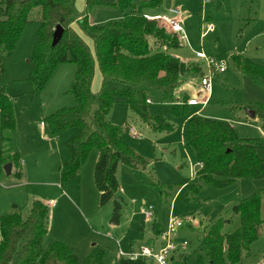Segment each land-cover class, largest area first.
Wrapping results in <instances>:
<instances>
[{
  "label": "rangeland",
  "instance_id": "1",
  "mask_svg": "<svg viewBox=\"0 0 264 264\" xmlns=\"http://www.w3.org/2000/svg\"><path fill=\"white\" fill-rule=\"evenodd\" d=\"M75 6L83 15L85 0H76ZM174 9L180 11L183 40L180 39L181 47L170 50L169 55L200 67L204 73V64L195 59L196 53H202L206 59L223 64L225 71L218 73L211 68V92L206 103L196 107L189 108L187 103L195 100L193 97L202 101L205 94L200 89V76L193 73L180 78L174 88L148 92L149 114L164 117L172 127L170 132L152 129L130 111L121 98L115 99L106 120L112 125L133 128L139 136L132 137L125 132L122 140L150 162L145 169L135 170L118 165L116 178L122 210L116 226L110 224L113 203L101 207L93 183L96 149L90 152L74 178L63 182L59 175V168L67 158L63 144L75 130L51 135L45 118L57 110L75 106L69 89L76 66L71 63L58 66L41 93L32 92L29 77L32 52L38 40L39 9L30 13L13 53L5 55V72L0 85L11 100L16 127L8 142L0 141V146L4 151L18 152L22 165L21 175L16 177L15 172L6 176L0 164V218L13 213L25 218L33 201L47 203L52 200L54 205L47 206L48 232L42 241L43 251L59 240L74 252L79 262L92 249H97L102 253L103 264H117L120 253L125 255L130 246L138 252L150 245L151 237L155 238L153 226L163 233L169 218L175 216L183 226L170 235L169 240L177 247L187 244L182 251L186 264H207L201 251L203 237L219 219L228 220L223 225V235L238 228L239 216L229 212L234 204L261 193L260 217L264 220V170L257 178L236 180L227 188L216 189L202 184L196 195L188 192V185L199 183L198 166L184 146L183 129L187 119L197 113L202 118L230 123L240 138L264 140L261 118L264 85L232 64V56L238 55L264 66V0H161L157 7L144 9L142 13L169 16ZM122 17L119 9L103 8L92 10L88 16L96 25L119 21ZM208 27L211 30H207ZM70 28L90 54L94 64L91 91L99 93L102 76L93 41L77 23ZM108 88L117 91L118 86L111 84ZM173 104L180 108L184 105L187 114L173 116ZM245 110L253 111L254 118L248 117ZM257 152L264 162V142L258 145ZM61 191L77 207L67 202L60 195ZM142 201L153 208L151 218L141 214ZM240 264H264V225L257 240L243 252Z\"/></svg>",
  "mask_w": 264,
  "mask_h": 264
},
{
  "label": "trees",
  "instance_id": "2",
  "mask_svg": "<svg viewBox=\"0 0 264 264\" xmlns=\"http://www.w3.org/2000/svg\"><path fill=\"white\" fill-rule=\"evenodd\" d=\"M161 0H85L83 15L76 10V0H0V78L5 72V55L15 50L32 10L39 9L38 40L32 52V72L29 81L32 92L41 93L56 68L71 63L76 66L69 93L75 106L57 110L45 118L51 135L74 129L75 133L64 142L67 158L59 168L63 182L74 178L93 149L98 157L93 168V183L102 207L113 203L111 225H118L122 200L116 178L119 164L131 170L145 169L149 160L137 154L122 140L126 126L112 125L106 116L116 98L156 131L170 132L172 127L162 116H151L148 111V92H164L174 88L180 78L193 73L202 76L200 67L179 61L169 55L181 47L179 37L157 21L147 20L144 9L155 8ZM95 8H115L123 13L119 21L93 25L88 16ZM77 23L93 41L95 57L102 76V89L91 91L94 64L82 42L71 31ZM56 26L63 28L59 42L52 47ZM235 68L264 85V66L247 58L232 56ZM162 74L163 77L161 76ZM199 77V78H200ZM116 84L118 89H109ZM182 105H172L173 116H183ZM264 111V105H261ZM264 120V114L261 115ZM16 123L10 98L0 85V141L8 142ZM264 142L240 138L230 123L192 117L184 129V146L193 155L199 183L188 185L189 193L197 194L201 185L216 189L231 186L236 180L254 179L264 170L263 159L257 152ZM20 163L19 153L10 154L0 146V164ZM20 177V173H16ZM159 193L161 185L157 184ZM187 200V199H186ZM261 193H256L229 211L240 218V225L231 234L223 235L228 220L219 219L203 237L201 251L207 264H240L243 252L259 237L264 220L260 217ZM48 208L41 201L32 202L25 218L13 213L0 218V264H103L102 253L92 249L79 262L74 252L62 241H54L43 251L46 236ZM159 234V233H158ZM179 264H186L181 258ZM117 264H155L145 258L130 260L121 257Z\"/></svg>",
  "mask_w": 264,
  "mask_h": 264
},
{
  "label": "built area",
  "instance_id": "3",
  "mask_svg": "<svg viewBox=\"0 0 264 264\" xmlns=\"http://www.w3.org/2000/svg\"><path fill=\"white\" fill-rule=\"evenodd\" d=\"M209 1V0H206ZM147 20L150 21H157L160 24H162L164 27H166L168 30L171 32L175 33L179 39L183 40V30L182 27L179 25V20H180V11L179 10H171L169 16H144ZM207 30H211L210 27L207 28ZM195 59L197 61H200L204 64V68L206 71L202 74L200 77V89L204 92L205 96L202 101H197L192 100L187 103L188 106H197L199 104H205L207 101V97L211 92V68H213L214 71L218 73H223L225 71V66L223 64H217L211 59H206L205 56L202 53H196L195 54ZM149 103V99L146 101ZM127 132L131 134L132 137H138L139 134H137L133 128H127ZM198 168H200V164H196ZM50 206H53V203H49ZM141 214L147 218H151L154 214L153 208L150 205L144 204L140 208ZM183 226L182 221L175 217L172 216L169 218L168 224H167V229L165 232L161 233V246L160 248L155 251L154 249L150 247H142L138 252L135 253H129V254H123L120 253V257H126L129 258L130 260H135L139 258H145L150 261H153L155 264H179L178 259H179V252L180 250H184L185 247L187 246L186 243H183L179 245L178 247L175 246L170 240L169 237L173 233L176 232L179 228Z\"/></svg>",
  "mask_w": 264,
  "mask_h": 264
},
{
  "label": "crops",
  "instance_id": "4",
  "mask_svg": "<svg viewBox=\"0 0 264 264\" xmlns=\"http://www.w3.org/2000/svg\"><path fill=\"white\" fill-rule=\"evenodd\" d=\"M95 9H102V8H95ZM104 9V8H103ZM107 9H111V8H107ZM112 9H115V8H112ZM149 16V15H148ZM155 16H159V15H155ZM122 19V18H121ZM88 21H89V18H88ZM89 23L90 24H93V25H96V24H94L93 22H90L89 21ZM71 27V26H70ZM172 58H174V57H172ZM199 62V61H198ZM199 95V93H197V96ZM191 97V96H190ZM193 97V96H192ZM191 97V98H192ZM194 99H197L196 97H193ZM197 101H199L198 99H197ZM189 108H192V107H196V106H188ZM197 113H195L193 116H190L188 119H187V121L189 120V119H191L192 117H196L197 115H196ZM187 121L185 122V124H184V126H186V123H187ZM42 123H44V122H42ZM183 129H185V127H183ZM127 131V130H126ZM8 152H9V150H7ZM188 151V150H187ZM10 154H13V153H18V152H13V151H11L10 150V152H9ZM190 153V152H189ZM20 155V154H19ZM190 155H191V157L193 158V155L190 153ZM98 157V156H97ZM194 159V158H193ZM97 160V159H96ZM12 164V163H11ZM21 165H22V160H21V156H20V163H19V165L17 166L16 164H12V168H11V173H10V175L12 174V172H15V176H16V173L17 172H19L20 173V175H21V169H20V167H21ZM199 169V168H198ZM197 173V172H196ZM236 182V181H235ZM98 194V193H97ZM60 195L63 197V198H66V200H67V202H70V203H72V205H73V207L75 208V207H77V205L75 204V202H73V201H71L70 200V198L68 197V195L64 192V191H61L60 192ZM53 203V201L52 200H49L47 203H44V202H42L43 204H45L46 206H50L49 205V203ZM54 204V203H53ZM145 204V202L144 201H142V206ZM52 206H50V208H51ZM50 213H51V211H49ZM80 213H81V211H79ZM10 215V214H9ZM49 215V214H48ZM49 217V216H48ZM48 226V225H47ZM49 228V227H48ZM159 232V230H157V228H156V226H153V228H152V234L154 235V237L155 238H153L152 239V237H151V239H150V241H151V244L150 245H148L147 247H150V248H152V249H154L155 251H157L159 248H160V246H161V237H160V235H161V233L159 232V234L157 235V233ZM72 247V246H71ZM145 247V246H144ZM158 248V249H157ZM182 251H184V250H182ZM182 251L180 250V252H179V255L178 256H180L181 258L183 257V256H185L183 253H182ZM129 253H135L134 252V250H133V248H132V246H130V248H129V250H128V252L126 253V254H129ZM179 257V258H180ZM180 258V259H181ZM186 260V259H185Z\"/></svg>",
  "mask_w": 264,
  "mask_h": 264
},
{
  "label": "water",
  "instance_id": "5",
  "mask_svg": "<svg viewBox=\"0 0 264 264\" xmlns=\"http://www.w3.org/2000/svg\"><path fill=\"white\" fill-rule=\"evenodd\" d=\"M63 33V28L61 26H56L53 35H52V43L51 46L54 47L60 40L61 36ZM246 114L248 117L250 118H254L255 113L253 111L250 110H245ZM11 168H12V164L11 163H6L2 165V170L4 172V174L6 176H9L11 173Z\"/></svg>",
  "mask_w": 264,
  "mask_h": 264
}]
</instances>
